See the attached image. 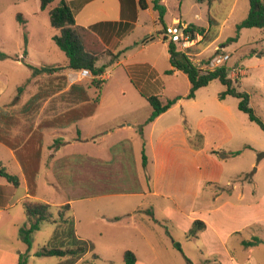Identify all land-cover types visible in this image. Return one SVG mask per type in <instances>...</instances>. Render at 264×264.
<instances>
[{
    "label": "rangeland",
    "instance_id": "obj_1",
    "mask_svg": "<svg viewBox=\"0 0 264 264\" xmlns=\"http://www.w3.org/2000/svg\"><path fill=\"white\" fill-rule=\"evenodd\" d=\"M166 5L168 6L166 17L168 14L171 17L180 15L189 25L205 29L209 28L210 22L212 38L194 47L198 49L200 55L191 58L192 62L208 59L216 48H219L223 54L229 55L230 59L226 64L228 77L238 82L239 91L249 95L250 107L264 123V32L259 29H242L237 32L236 29V26L247 17L248 0H201L200 2L183 0L180 3L178 0H166ZM50 9L51 7H47L41 10L40 0H0V53L6 56L0 59V103L9 101L13 97L22 96L24 99L28 95L30 97L39 84V89L46 87L48 79L44 76L38 77L39 81L35 83L30 80L31 71L27 65L62 66L66 63L64 53L52 40L57 32L49 23ZM17 14H20L26 23H19L16 20ZM144 18L146 19L145 16ZM143 31L144 29H137L132 38L139 36ZM236 37L237 39L233 40ZM16 57L23 58L24 61L17 63L14 61ZM118 68L116 74L122 70L121 67ZM233 68L240 69L243 74L239 75L238 71L231 72ZM178 76V79L166 78L164 99H168L172 93L182 98L164 113L161 121H157L155 126L165 121L168 125L174 126L175 130L180 129L191 137L200 127L202 120H209L204 126L206 141L200 143L199 148H194V154L186 156L183 154L178 157L179 166L186 163L184 169L182 167L178 170L175 166V181L160 188L164 193H171L174 196L176 206L166 197H152L149 188L152 189L153 185L144 181L143 158L138 150L139 147L145 149L146 156L150 160L151 143L161 142L157 136L151 142L135 140L134 156L126 160L129 163L126 166L128 176H134L138 184V188L132 191H139L141 193L139 195L108 194L129 191L122 188L100 189L102 193L87 188L71 190V184L64 182L55 184L59 186V190L41 189L42 186H47L45 183L47 176L44 173L39 176L40 194L45 193L52 201L73 200L70 216L75 222L76 238L86 241L90 246V251L76 264H124L123 254L126 251L134 253L138 264H208L209 262L213 264L217 260L221 264H246L247 253L241 242L251 239L248 230L229 238L228 247L231 250L229 252L209 234L187 240L186 233L192 220H201L202 217L208 216L215 218L211 215L212 209L224 201L237 204L236 196L241 192L242 186H244V201L254 199L250 194L251 185H248L246 180L238 181L237 176L240 172L247 173L246 175L253 178L256 195L263 192L264 132L239 111L237 99L233 97L219 99V94L225 90L219 81L210 82L208 86L195 93L194 99L187 100L185 97L189 92V82L184 75ZM92 79L91 75L82 80H85L86 92L91 99H95L98 92L96 87L89 83ZM115 83L113 80L103 82L104 100H133L132 94L128 92L125 96L121 95L115 89L117 87ZM21 86H24L23 90L18 93L17 89ZM60 98L57 94L46 100H60ZM220 123L230 134V139L226 143L225 130ZM177 147L183 148L182 143L177 144ZM87 148L90 149L86 150L94 153V147ZM212 150L225 153L241 151V153L235 157L222 159L220 156L210 154ZM101 158L115 159L107 154ZM251 162L255 163L252 167ZM3 165L9 173H15L12 163ZM200 166L206 167L207 176L217 181L221 189L207 185L202 192L196 189V198H194L193 192L200 181L196 167ZM150 170L149 167L146 171ZM88 174L90 172H87ZM214 193L219 196L216 201L213 199ZM167 207L172 212H166ZM150 208L154 209L153 216L135 212L132 216H125L136 209ZM25 221L22 203H17L15 207L0 213V264H17L19 255L25 252V246L19 238V229ZM58 226L43 223L40 230L34 233L27 264H61L65 260L35 256V253L44 247L69 244L70 240L65 235L59 238L56 244H51L54 232L60 229ZM255 233L264 238L263 232ZM174 242L180 244L181 251L174 247ZM252 249L257 264H264V245H257ZM93 255L97 258L94 259Z\"/></svg>",
    "mask_w": 264,
    "mask_h": 264
},
{
    "label": "crops",
    "instance_id": "obj_2",
    "mask_svg": "<svg viewBox=\"0 0 264 264\" xmlns=\"http://www.w3.org/2000/svg\"><path fill=\"white\" fill-rule=\"evenodd\" d=\"M152 1L145 0L147 8L143 10L139 5V0H66L67 5L74 13L76 24L89 29L113 54L120 55L101 75L100 79L105 83L111 80L115 81L117 86L115 89L123 96L127 92L132 94L133 100H104L105 89L102 85L99 100L94 102L95 99H91L84 88L85 80L79 78L78 72L66 69V61L62 66H55L63 68L61 71L41 75L48 79L44 89H39V84L30 97L29 95L25 99L22 96L13 97L9 101L0 103V113L6 115V118H2L0 115V128L7 132L9 140L13 143L11 147L0 141V163L2 165L12 163L16 171L10 174L17 176L20 183L17 188H14L0 178V213L15 207L17 203H22V209L25 203L47 204L52 208L69 204L70 212H72V199L52 201L45 193L40 194L39 176L43 173L47 176V180H45L47 186H42L41 189L59 190V186L55 184L64 182L71 184V190L87 188L102 193L99 191L100 189L117 190L122 188L129 191L108 194L112 196L139 195L141 194L139 191H132L134 188H138V184L134 176H128L126 166L129 163L126 160L134 156L133 142L135 140H150L151 142L156 138L155 136L161 142L158 141V144L151 143L152 158L150 160L146 156L145 149L139 147L138 150L141 156L144 155L146 158L145 165L142 167L144 181L153 185L152 189L149 188V194L152 197H166L174 202V196L171 193H164L160 188L166 184L171 185L175 181V166L178 170H181L182 167L184 169L186 163L179 166L178 157L183 154L185 156L194 154L195 149L189 143L186 144L187 138H191L194 134L191 137L187 136L188 133H183L180 129L175 130L174 126L168 125L165 121L155 126L157 121H161L164 113L152 123H145L152 111L145 98L159 96L164 100L166 78L178 79L179 74L184 75L179 71L166 74L171 66L168 45L164 40L156 39L148 45H136L145 36L156 35L162 31V27L157 24V15L153 10ZM160 4L166 10L163 21L167 28L176 22L185 26L189 25L182 20L180 15L171 17L168 14L166 17L168 13L166 0H160ZM22 19L26 23L23 17ZM137 29H144L143 35L140 34L132 38ZM191 51L196 56L200 55L198 49L193 48ZM140 56L143 58H139ZM206 59H202V61ZM22 60L23 58L16 57L14 61L22 63ZM118 67H121L122 70L116 74ZM38 77L33 79L31 77L30 80L35 83L39 81ZM184 77L186 76L184 75ZM70 90H72L71 93ZM41 91L44 96L54 92L50 97L59 94L61 98L60 100L45 99L46 101L37 102L31 114L28 113V110L22 111L31 98ZM83 91L86 92L87 101L83 99ZM175 94L172 93L168 99L180 97ZM93 104H95V108L90 113L88 110ZM57 120L61 122L70 121V125L63 128L50 127L57 123ZM40 128H42L39 131L41 143L35 144L34 142L29 148L30 150H22L23 144L31 133H38L35 130ZM28 129L31 131L22 140L23 134ZM179 143H182L183 148L177 147ZM87 147H94V153L86 150L90 149ZM38 148L40 149L39 170L35 180V190L29 194L27 179L18 157L24 153L34 156ZM106 154L115 159H102L101 157ZM254 164L251 162L250 166L252 167ZM149 167L151 170L147 172ZM196 169H198L200 181L193 192L194 198H196V189L202 192L207 185L219 188L218 182L207 176L205 166L196 167ZM87 172L90 174L87 175ZM246 174L240 172L237 178ZM2 180L4 182H1ZM246 182L252 187L250 194L254 196V199L244 201V186H242L241 192L236 196L237 204L224 201L212 209L211 215H214L215 218L210 216L201 218L200 221L205 224V229L199 233L196 239L209 234L221 244L225 251L229 252L231 251L228 247L229 238L248 230L251 236L250 240L258 238L261 241L259 245H264V238L255 233L256 231L264 233V190L260 195H256V184L253 178L249 176ZM19 193L20 195H18ZM82 196L84 195L82 194ZM218 198L217 193H214L213 199L216 201ZM81 199H87V197H81ZM148 210L153 216L154 209L152 208L136 209L125 216H132L134 212L147 214L145 212ZM165 210L172 212L169 207ZM208 211L210 212V209ZM194 220L190 223L189 229ZM75 233H77L76 230ZM246 241L241 242L247 253L246 264H257V259L252 255V247L243 245V242ZM213 264L221 263L217 260Z\"/></svg>",
    "mask_w": 264,
    "mask_h": 264
},
{
    "label": "trees",
    "instance_id": "obj_3",
    "mask_svg": "<svg viewBox=\"0 0 264 264\" xmlns=\"http://www.w3.org/2000/svg\"><path fill=\"white\" fill-rule=\"evenodd\" d=\"M179 3L183 0H178ZM200 2L201 0H197ZM249 10L247 17L240 22L237 26V32L242 29H259L264 32V0H248ZM139 5L141 9H146L147 5L145 0H139ZM153 10L157 15V24L162 27V31L156 35H148L141 39L136 45H148L156 39L164 40L168 45L169 63L171 69L166 71V74H172L175 71L183 73L190 84L189 92L185 97L187 100H192L195 98V93L206 86L210 82L217 80L219 81L225 90L219 94V99L224 100L226 97H233L238 100V109L240 112L245 114L249 121L255 123L261 131L264 132V123L255 115L253 109L249 105V95L245 92L239 91L236 80H232L228 77V69L226 66L221 68H216L212 71H203L197 66H195L189 56L181 52L175 43L168 41L166 37L167 27L164 25V16L166 13L165 7L160 4V0L152 1ZM47 7H51L48 12L49 23L51 28H53L57 34L52 38L55 45L64 53L67 65L66 69L74 72H79L81 70H87L93 76L91 84L97 89V97L94 102H98L99 93L103 85V80L100 79L101 75L109 68V66L120 56L119 54H113L108 48H106L96 35H94L89 29L79 26L75 22L74 13L72 9L67 5L66 0H40V9L45 10ZM16 20L24 24L20 14L16 15ZM182 24V23H181ZM187 33L192 39L196 36H200L201 40L198 44H204L209 39L212 38L210 22L209 28L205 29L202 27H197L194 25H187ZM237 37L233 40H236ZM214 41V40H212ZM6 56L0 53V59H4ZM107 61V62H106ZM205 64V62L203 63ZM31 71V77L35 78L43 74H54L61 71V67H35L27 65ZM24 86L17 89L18 93H21ZM72 90H70L71 93ZM54 92L48 93L44 96V93L38 92L34 95L28 104L22 109V111H27L31 114L34 111L37 102L45 100L53 95ZM69 94V93H68ZM83 99L88 100L86 92L83 91ZM146 101L151 107L152 111L146 120V124L152 123L156 118H158L163 113L167 112L173 105H175L180 97L173 99H161L159 96L146 97ZM95 108V104L91 106L88 111L91 113ZM88 112V113H89ZM2 118H6V115H2ZM209 119H204L200 122V127H198L195 134L188 139V143L192 148H199L204 141H206V132L204 126ZM57 123L52 124L50 127L63 128L70 125V121L61 122L59 120ZM222 125V123H220ZM225 130V143L229 141L230 134L227 128L222 125ZM30 128V127H29ZM42 128L36 129L35 132L31 133L28 139L22 146V150H30L31 146L34 144H40L39 131ZM29 131L28 129L23 134V139L26 138ZM5 134V135H4ZM0 141L4 142L8 146H13V143L9 140L7 132L0 128ZM37 142V143H36ZM39 142V143H38ZM248 148V147H247ZM241 151L237 152H219L212 150L210 154L220 156L222 159L238 156ZM143 166L145 165L146 158L143 155ZM25 177L28 184V192L32 194L35 190V180L39 170L40 163V149L36 150V155L30 156V154H22L18 157ZM0 178L4 179L8 184L12 185L14 188L19 186V179L15 175H11L0 163ZM249 175L239 176L238 180H248ZM24 216L26 218L25 223L19 229V238L25 246V252L20 254L18 257L17 264H27L29 253L32 246V236L34 233L40 230L43 223H51L59 225L52 238L51 244H56L59 238L66 236L69 239V244H60L61 246L53 245L51 247H44L35 253L36 257H57L65 259L61 264H76L84 255L90 251V246L86 241L76 238L74 222L70 217V205L65 204L59 208H52L47 204H33L25 203L23 205ZM54 212L56 214H54ZM140 213V211H139ZM148 215H152L151 211H146ZM64 228V229H63ZM205 229V224L200 220H194L190 229L186 233L187 240L196 239L200 232ZM261 243L258 238H253L250 241L243 242L245 247H254ZM174 247L181 251L180 244L178 242L173 243ZM93 258L97 257L93 255ZM124 264H138L136 256L130 251H126L123 254Z\"/></svg>",
    "mask_w": 264,
    "mask_h": 264
},
{
    "label": "built area",
    "instance_id": "obj_4",
    "mask_svg": "<svg viewBox=\"0 0 264 264\" xmlns=\"http://www.w3.org/2000/svg\"><path fill=\"white\" fill-rule=\"evenodd\" d=\"M187 26L176 22L171 27L167 28L166 37L168 41H171L176 44L177 48L189 56L190 58L195 57L196 55L191 51L198 42H200L201 37L196 36L195 39H192L187 33ZM230 59L229 55L223 54L219 48H217L214 54L206 60H193V64L200 68L203 71H212L216 68H221L226 66L227 62ZM205 62V64H203ZM233 73L238 71V74H243L240 69H231ZM78 76L81 79L91 77V73L87 70H81L78 72Z\"/></svg>",
    "mask_w": 264,
    "mask_h": 264
}]
</instances>
